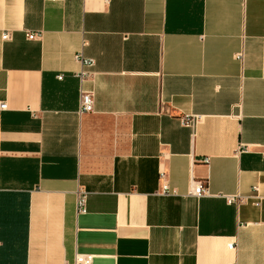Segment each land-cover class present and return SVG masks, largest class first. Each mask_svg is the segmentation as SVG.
I'll use <instances>...</instances> for the list:
<instances>
[{"label": "crops", "instance_id": "1", "mask_svg": "<svg viewBox=\"0 0 264 264\" xmlns=\"http://www.w3.org/2000/svg\"><path fill=\"white\" fill-rule=\"evenodd\" d=\"M2 103L0 264H264V0H0Z\"/></svg>", "mask_w": 264, "mask_h": 264}, {"label": "built area", "instance_id": "2", "mask_svg": "<svg viewBox=\"0 0 264 264\" xmlns=\"http://www.w3.org/2000/svg\"><path fill=\"white\" fill-rule=\"evenodd\" d=\"M3 39H8L10 37L9 33L3 34ZM40 37V34L38 33H32L29 35V38H38ZM78 59L81 61L83 65V69L78 73V76L80 77L81 81H85L91 74V67L94 66L95 61L92 58H87L83 55L82 52H80L77 55ZM60 79H62L63 75L58 76ZM7 107L6 103L0 104L1 109H5ZM94 109V95L90 90H86L83 87H81L80 92V105H79V113H86L91 112ZM198 119L194 116L185 117L183 119L184 124L188 126L194 127L197 123ZM203 161L207 162L209 159L208 157H204L202 159ZM161 177H165L164 172H161ZM195 193L198 196H202L208 193L207 188H205L201 183L196 187ZM164 195H169V191L165 189L163 191ZM87 198H88V192L83 189L79 188L77 191V210L79 213H85L87 211ZM236 198L233 196L228 197L229 202L235 201ZM94 259V255L90 253H76L74 264H92Z\"/></svg>", "mask_w": 264, "mask_h": 264}]
</instances>
